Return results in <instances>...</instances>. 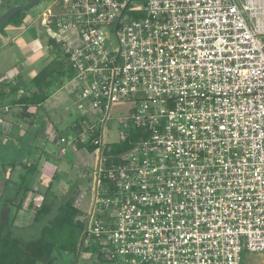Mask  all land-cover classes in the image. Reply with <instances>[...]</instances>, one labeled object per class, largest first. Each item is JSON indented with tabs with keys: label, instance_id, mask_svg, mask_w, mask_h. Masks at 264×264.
<instances>
[{
	"label": "built area",
	"instance_id": "obj_1",
	"mask_svg": "<svg viewBox=\"0 0 264 264\" xmlns=\"http://www.w3.org/2000/svg\"><path fill=\"white\" fill-rule=\"evenodd\" d=\"M51 1L43 24L92 107L84 132L98 133L79 256L92 245L108 264L264 253V0ZM119 104V141L131 127L143 136L116 161L105 139Z\"/></svg>",
	"mask_w": 264,
	"mask_h": 264
},
{
	"label": "crops",
	"instance_id": "obj_2",
	"mask_svg": "<svg viewBox=\"0 0 264 264\" xmlns=\"http://www.w3.org/2000/svg\"><path fill=\"white\" fill-rule=\"evenodd\" d=\"M39 14L31 11L26 15L23 25H9L0 32V83L18 90L12 94L11 88H6L9 95L0 101V146L7 149L0 154V170L1 176L10 177L13 183H17L22 173L27 172L24 166L35 164L36 169L28 178H38L39 183L43 178L48 179L49 183L43 194L50 191L57 196L61 192L71 194V191L66 193V181H61L58 176L61 162L66 164L63 158H76L74 154L76 152L78 155L79 152L72 147L74 136L71 127L84 118L85 123H91L93 111L88 101L80 99V83L74 79V73L63 65L60 45L49 46L50 40L44 36L40 25L42 16ZM49 33L58 42L57 32H51L49 28ZM44 41L45 47L42 44ZM46 66H53L54 70V75L47 80L46 100L39 110L31 109L32 117H24L22 108L12 107L11 103L24 95L30 97L31 93L38 91L32 85V80ZM86 162H80L82 167H85ZM26 187L31 189L26 196L36 192L42 194L39 185L35 187L26 184ZM20 188L15 185L10 189L8 193L14 197L8 200L9 203L15 200ZM79 188L81 191L77 194L75 206L81 211L90 210V187L86 188V192L83 187ZM81 201L86 203L85 210L82 205L78 206ZM24 210L26 208L22 211Z\"/></svg>",
	"mask_w": 264,
	"mask_h": 264
},
{
	"label": "trees",
	"instance_id": "obj_3",
	"mask_svg": "<svg viewBox=\"0 0 264 264\" xmlns=\"http://www.w3.org/2000/svg\"><path fill=\"white\" fill-rule=\"evenodd\" d=\"M31 1L33 0H1L0 16L12 8L15 3L25 4ZM32 9L17 13L0 28V32L9 25H23L26 15ZM63 63V65L66 66L64 61ZM70 71L72 70L70 69ZM53 75V66H46L43 68L32 80V85H34L38 91L36 93H31L30 97L24 95L17 98L11 105L14 107L20 106L23 110L22 115L24 117H32L33 113L30 112L31 109L36 108L39 110L45 102L47 80ZM6 88H11L12 94L18 92L15 88L0 83V101L4 100L9 95L5 91ZM84 121L85 118L76 122L71 127L72 135L78 137V142H75L76 151L87 149L89 152L93 153L99 148V145L93 141L98 139V133L95 132L93 135H90L91 133H85L83 128ZM142 136V131L138 127H131L129 136L124 140L111 144L110 150L107 151L106 154L112 156L116 161H119L122 154L136 148ZM35 169V164L24 166V170L27 171L26 175L31 174ZM26 178L27 176L20 177L17 183H13L11 178L7 177L0 187V207L9 194L8 192L10 189L15 185L21 187L15 200L10 202V207L14 209L12 221H10L9 224L0 223V264H63L64 258L68 255L74 256V258L77 259L79 256L78 247L83 229L79 218L84 215V212L75 206L77 194H72L67 197L66 200L57 207L56 213L54 214L57 202L54 199H50L47 194L36 192V195H42V202L40 205L29 204L26 210L35 209L33 222L35 224H43L40 229V236L37 238H26L25 236L17 237L14 235L12 229L15 227L16 214L24 209V206L22 207V198L26 196V193L31 191L29 187L24 185ZM97 250V247L92 245L85 250L87 253L86 256L90 258L92 253H95ZM59 260H62V263H59ZM94 264L97 263L94 262ZM98 264L108 263L99 262Z\"/></svg>",
	"mask_w": 264,
	"mask_h": 264
},
{
	"label": "rangeland",
	"instance_id": "obj_4",
	"mask_svg": "<svg viewBox=\"0 0 264 264\" xmlns=\"http://www.w3.org/2000/svg\"><path fill=\"white\" fill-rule=\"evenodd\" d=\"M56 10H57V8L52 4L51 0H46V1L44 0L39 6L35 7L31 11L34 13H40L39 15L42 16V19L40 21L43 22L44 20H46L50 17L49 11L54 13ZM31 11H29V12H31ZM48 27L51 29V32H55V29H53L50 26H48ZM42 44L45 47L46 41L42 42ZM12 107H14V106H12ZM123 107H125V106L120 105V104L117 105V108L119 109V111L117 112L116 118H114L111 121V123L109 124L110 130L106 131V139L105 140H106V143H108V144H113L115 142H118L120 139L121 131H120V125H119L118 120L123 115V113H121ZM72 119H75V117H73ZM67 141L68 140H66V142ZM22 142L25 143V141H22ZM73 143L74 144L72 147L75 149L76 143L75 142H73ZM7 144H9V143H7ZM5 150H7L5 146H0V154L2 153V151H5ZM74 156H76V158L75 157L73 158L72 156H68V157L63 158V160L65 161L66 164H64V162H61L60 167L57 165L60 169V171L58 172V176H59L60 180L66 181V184L68 185V187H67L68 191L66 193H69L71 191V194H63V192H61V194H58L56 196V195H53L50 191L47 193V196L50 199H54L57 202V204L55 206L54 214L56 213L57 207L63 201H65L67 197H69L72 194L76 195V194H78L79 191H81L79 187H83L82 189H85L83 191L86 192V188H88V187L92 188L94 185V182L92 179H94V174L96 172L95 171L96 166H97L96 160L99 158L98 154L96 152L91 153L87 149H81V150H79L78 155L75 152ZM16 157H18V156L16 155ZM84 160H86L87 162L85 163V167H82L80 162H82ZM95 161H96V163H95ZM26 176H27V178L25 181V186H26V184H28L30 186L34 185L35 187L37 185H39V188H41L42 194L44 193V191H46L47 185L49 183L48 179L43 178L40 180L41 183H39L38 178H34V179L31 177L28 178V175L24 174V172H23L22 177H26ZM4 179H5L4 176H1V170H0V187L4 183ZM13 197L14 196L12 194H8L6 196L4 202L2 203L1 207H0V223H2V224H9L10 221H12L11 219H12V216L14 215L13 214L14 209H12L10 207V203L8 202V200L9 201L12 200ZM42 199H43V197L40 196L39 194L38 195H36V194L31 195L30 194L29 196H23L22 207L24 206V208H28L29 204H31V203L34 205L35 204L40 205V203L42 202ZM81 205H82L83 210H85L84 209L86 206L85 201L84 202L81 201L78 204V206H81ZM82 212H84V211H82ZM34 217H35V209L34 208L17 212L16 221H15V225H14L15 227L12 229V231L14 232V235L17 237L18 236L19 237L25 236L26 238H28V237H33V238L39 237L40 236V229H41L43 224H35L33 222ZM242 257H243L242 264H264V253H249L247 251H244ZM94 262L97 264L99 263L97 260L91 259L87 256H84V257L78 256L77 259H75L74 256L68 255L63 260V264H94ZM59 263H62V260H59Z\"/></svg>",
	"mask_w": 264,
	"mask_h": 264
},
{
	"label": "water",
	"instance_id": "obj_5",
	"mask_svg": "<svg viewBox=\"0 0 264 264\" xmlns=\"http://www.w3.org/2000/svg\"><path fill=\"white\" fill-rule=\"evenodd\" d=\"M42 2L43 0H33L25 4L15 3L12 8H10L6 13L0 16V28L20 11H26L35 8L39 6ZM40 25L43 27L44 36L50 40L49 46L58 47L59 43L57 42V39L50 36L49 27L44 25L43 22H41Z\"/></svg>",
	"mask_w": 264,
	"mask_h": 264
}]
</instances>
